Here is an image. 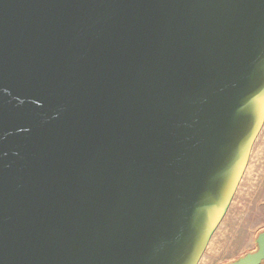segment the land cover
<instances>
[{
	"label": "water",
	"instance_id": "water-1",
	"mask_svg": "<svg viewBox=\"0 0 264 264\" xmlns=\"http://www.w3.org/2000/svg\"><path fill=\"white\" fill-rule=\"evenodd\" d=\"M263 123L264 0H0V264H198Z\"/></svg>",
	"mask_w": 264,
	"mask_h": 264
},
{
	"label": "rangeland",
	"instance_id": "rangeland-1",
	"mask_svg": "<svg viewBox=\"0 0 264 264\" xmlns=\"http://www.w3.org/2000/svg\"><path fill=\"white\" fill-rule=\"evenodd\" d=\"M249 157L228 212L211 235L198 264L226 263L256 248L255 238L264 228V123Z\"/></svg>",
	"mask_w": 264,
	"mask_h": 264
},
{
	"label": "crops",
	"instance_id": "crops-1",
	"mask_svg": "<svg viewBox=\"0 0 264 264\" xmlns=\"http://www.w3.org/2000/svg\"><path fill=\"white\" fill-rule=\"evenodd\" d=\"M257 136H258V135H257ZM256 138H257V137H256ZM255 140H256V139H255ZM254 142H255V141H254ZM253 145H254V143H253ZM253 145H252V146H253ZM251 149H252V148H251ZM250 153H251V152H250ZM249 156H250V155H249ZM249 158H250V157H249ZM248 161H249V159H248ZM247 165H248V163H247ZM247 165H246V167H247ZM245 170H246V168H245ZM244 172H245V171H244ZM243 175H244V173H243ZM243 175H242V177H243ZM241 180H242V178H241ZM241 180H240V182H241ZM240 182H239V184H240ZM239 184H238V186H239ZM238 186H237V188H238ZM236 190H237V189H236ZM235 193H236V191H235ZM235 193H234V194H235ZM233 197H234V196H233ZM232 199H233V198H232ZM231 201H232V200H231ZM230 203H231V202H230ZM229 205H230V204H229ZM228 208H229V206H228ZM228 208H227V210H228ZM226 212H228V211H226ZM225 214H226V213H225ZM224 216H225V215H224ZM223 218H224V217H223ZM237 252H239V250H238ZM237 252H236V253H237ZM236 253H235V254H236Z\"/></svg>",
	"mask_w": 264,
	"mask_h": 264
},
{
	"label": "trees",
	"instance_id": "trees-1",
	"mask_svg": "<svg viewBox=\"0 0 264 264\" xmlns=\"http://www.w3.org/2000/svg\"><path fill=\"white\" fill-rule=\"evenodd\" d=\"M262 264H264V262H262Z\"/></svg>",
	"mask_w": 264,
	"mask_h": 264
}]
</instances>
